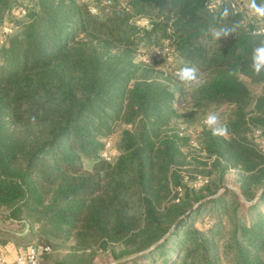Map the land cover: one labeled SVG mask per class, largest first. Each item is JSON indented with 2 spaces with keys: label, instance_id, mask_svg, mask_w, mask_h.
<instances>
[{
  "label": "trees",
  "instance_id": "16d2710c",
  "mask_svg": "<svg viewBox=\"0 0 264 264\" xmlns=\"http://www.w3.org/2000/svg\"><path fill=\"white\" fill-rule=\"evenodd\" d=\"M104 1L94 3L93 13L87 0H38L0 46L2 216L37 224L40 264L59 256L58 241L73 234L77 245L53 264H94L100 251L122 240L124 255L153 248L117 264H264V212L249 221L234 191L192 210L189 193L187 201L159 206L171 193L170 167L181 156L176 138L160 135L174 113V91H183L176 76L181 68L197 69L192 104L235 106L237 115L227 122L234 130L230 143L240 157L250 156L253 148L236 129L264 126V93L250 109L249 88L264 83V73L251 67L253 49L264 40L252 31L264 26V18L242 23L248 12L234 13L233 0L213 13L210 0ZM9 6L10 0H0V24ZM224 7L227 18L220 16ZM224 27L231 33L217 39L213 31ZM142 45L167 52L165 61L174 58L182 66L155 71L150 56L135 63L132 55ZM118 116L132 124L130 143L103 183L97 169L83 170L82 159L97 156L99 136ZM8 120L23 132L11 131ZM212 144L216 152L219 142ZM247 159L237 164L263 180L261 163ZM172 177L177 182L179 175ZM202 211L213 217L205 229L195 225Z\"/></svg>",
  "mask_w": 264,
  "mask_h": 264
},
{
  "label": "rangeland",
  "instance_id": "374dc122",
  "mask_svg": "<svg viewBox=\"0 0 264 264\" xmlns=\"http://www.w3.org/2000/svg\"><path fill=\"white\" fill-rule=\"evenodd\" d=\"M37 1L10 0V6L4 14V21L0 24V46L7 45L11 41L13 35L18 31L15 32L17 26L22 21V16L26 12L31 11ZM246 17L247 21L258 19V17L250 13H247ZM118 52H121V50H115L113 54H117ZM166 54L160 51L155 52L152 48L142 45L135 50L132 56L135 63L142 64L150 56L153 65L151 68L159 72L165 69H178L182 66V63L174 58L172 61H165L163 56ZM193 84L186 85L181 83L178 87L183 88V91L181 93L174 91L175 94L170 105L174 113L160 133L162 139L165 137L170 139L172 137L176 138L177 149L181 153V156L179 155L176 159V164H172L170 167L168 178L171 193L161 199L159 206L166 207L173 203H178L180 199L187 201L186 194L189 193L190 197L188 201L193 202V207L190 209L192 210L204 201L222 194L227 190H231L237 194L239 200L244 204V210H247L248 220L260 219V215L256 217L252 215L260 211L264 212V199H261L264 190V179L258 178V172L256 170H246L241 164L238 165L237 163L240 158H250L252 160H247L256 163L260 162L261 166L264 167V145L262 144L264 140V126L248 124L246 127L236 129V133L241 138H243L244 134V144L253 148L250 151V156L245 154L240 157L241 151L232 145V142L230 143L231 133L234 132L233 127L230 128L227 125L230 116L237 115V113H234L235 106L232 104L220 106L208 105L203 108L195 106L192 104L191 89ZM249 88L252 99L250 101L251 109L254 107L253 99L264 93V85L251 83L249 84ZM5 110L10 111L9 107L5 108ZM211 111L219 112L222 124H226L228 127L227 136H215L204 125L203 122L207 114ZM8 122L11 131L15 133L23 132L21 125L17 126L13 120H8ZM108 122L109 124L99 136L102 146L97 156H84L82 159L83 170L93 172L97 169L103 183L109 179L107 177V173L110 171L108 166L112 167L118 162L119 157L125 152L130 143L126 131L133 129L132 124L123 121L119 116L112 117ZM257 129L262 131V138L256 134ZM213 139L219 142L216 152H212V149H215L212 144ZM226 142L230 144H226ZM172 173L179 175L177 182L173 179ZM212 191L218 192L211 195ZM2 213L4 214L1 209L0 238L9 241L4 243L0 242L1 250H3L2 247L4 245L12 244L14 247L24 251L30 245L41 243L36 223L25 220L23 221V225H21L16 220L4 218ZM200 215L195 225L201 229H205L213 222V217L210 214H206V211H202ZM65 238L62 241H58L60 246L56 254H59V256L55 255L53 261H50L48 264H53L57 257L63 258L65 253H68L74 245H77L75 234L70 235L66 240ZM152 248L153 246L142 252L124 255L128 249L125 241L111 242L109 250L99 252L94 264H117L128 257L148 252ZM157 256L158 254H156Z\"/></svg>",
  "mask_w": 264,
  "mask_h": 264
},
{
  "label": "clouds",
  "instance_id": "9594fccd",
  "mask_svg": "<svg viewBox=\"0 0 264 264\" xmlns=\"http://www.w3.org/2000/svg\"><path fill=\"white\" fill-rule=\"evenodd\" d=\"M219 3V0H217ZM247 7L249 13L255 15L258 18H264V0L261 3H257V0H248ZM230 14L229 8L224 7L220 13L221 18H227ZM231 33V29L224 27L219 30H214L213 34L217 39L222 36H227ZM251 67L256 75L264 73V40H262L254 49L252 54ZM178 79L186 84L191 85L198 82L197 69L195 67H183L177 73ZM204 125L211 130L215 136L225 137L228 134V127L226 124H222L219 112L211 111L207 114Z\"/></svg>",
  "mask_w": 264,
  "mask_h": 264
},
{
  "label": "built area",
  "instance_id": "2783aa9c",
  "mask_svg": "<svg viewBox=\"0 0 264 264\" xmlns=\"http://www.w3.org/2000/svg\"><path fill=\"white\" fill-rule=\"evenodd\" d=\"M87 1L91 2L92 4L91 5L92 12L97 13L98 9L94 5V3L97 0H87ZM223 2L224 0H219V3H217V0H210L208 3L209 11L212 13L215 12L217 8L219 7V5H221ZM103 3L105 5H108L109 3H111V1L105 0ZM247 4H248V0H245L244 3H241L238 0H233L230 3V7L232 11L236 14L239 12H245V11L249 13ZM256 20H253V21H256ZM141 23L144 25H147L149 22L145 18H143L141 19ZM242 23H246V18L243 19ZM252 32L256 34L257 36L262 37L264 39V26L256 28ZM256 134H258V136H261V138L263 137L262 131L260 129L256 130ZM262 144L264 145V140L262 141ZM43 251L44 249L41 246H37L33 244L27 247V249H25L24 251L20 252L13 261H10L6 255L0 253V264H40L41 255Z\"/></svg>",
  "mask_w": 264,
  "mask_h": 264
},
{
  "label": "crops",
  "instance_id": "0c3cea01",
  "mask_svg": "<svg viewBox=\"0 0 264 264\" xmlns=\"http://www.w3.org/2000/svg\"><path fill=\"white\" fill-rule=\"evenodd\" d=\"M261 85H264V83ZM2 249L3 250H1V248H0V253L3 252L1 254H5L10 261H13L16 258V256L20 252H22L20 248L14 247L12 244H7L6 246L4 245L2 247ZM6 252H8L9 254Z\"/></svg>",
  "mask_w": 264,
  "mask_h": 264
}]
</instances>
